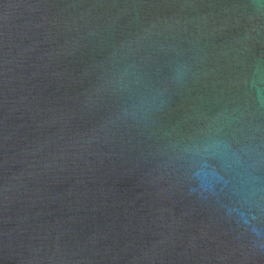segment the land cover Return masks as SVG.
<instances>
[{
    "label": "water",
    "instance_id": "water-1",
    "mask_svg": "<svg viewBox=\"0 0 264 264\" xmlns=\"http://www.w3.org/2000/svg\"><path fill=\"white\" fill-rule=\"evenodd\" d=\"M0 264H264V0H0Z\"/></svg>",
    "mask_w": 264,
    "mask_h": 264
}]
</instances>
